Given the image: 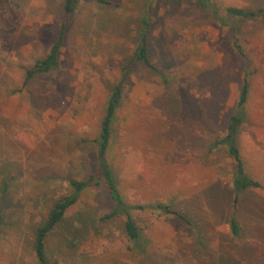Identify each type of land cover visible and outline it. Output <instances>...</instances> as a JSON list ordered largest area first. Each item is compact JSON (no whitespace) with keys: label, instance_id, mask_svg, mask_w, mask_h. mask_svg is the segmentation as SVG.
I'll list each match as a JSON object with an SVG mask.
<instances>
[{"label":"rangeland","instance_id":"1","mask_svg":"<svg viewBox=\"0 0 264 264\" xmlns=\"http://www.w3.org/2000/svg\"><path fill=\"white\" fill-rule=\"evenodd\" d=\"M258 10L264 0H210ZM65 0H0V264H38L33 239L53 201L97 168L106 98L150 23L152 61L126 83L107 159L133 211L129 241L105 188L85 192L47 239L49 264H264V20L223 26L195 0H80L60 69L26 81L65 19ZM244 55H240L235 45ZM250 83L237 134L245 172L260 183L236 194L223 137L244 77ZM236 214V215H235ZM237 217L241 238L233 239ZM187 219L188 221L186 222Z\"/></svg>","mask_w":264,"mask_h":264},{"label":"trees","instance_id":"2","mask_svg":"<svg viewBox=\"0 0 264 264\" xmlns=\"http://www.w3.org/2000/svg\"><path fill=\"white\" fill-rule=\"evenodd\" d=\"M103 2V0H100ZM204 10L211 12L223 26L230 25V18H241L246 20H264V8L258 10H247L243 8L228 7L225 9L226 16H222L220 9L210 0H195ZM80 0H65L64 15L65 19L60 26L57 40L53 43L49 53L42 59L37 60L34 65L26 71V81L34 77L57 72L60 69V53L64 45L66 34L69 28L70 20ZM142 32L139 43L130 62L124 64L121 68L120 80L106 98L104 117L101 121L99 134L95 140L97 146V168L85 180L72 179L69 181L71 192L63 195L53 201V204L47 214V217L36 227L33 239V251L38 264H49L47 255V239L49 235L63 223L65 216L70 208L75 206L81 196L92 189L105 188L115 203V207L107 218L116 216L122 217L124 223V233L129 241L138 242L141 238L140 228L133 217V211H145L152 209L161 212L167 216L175 215L183 219V216L172 211L169 206L158 203L156 205H131L119 191L117 181L111 164L107 159L112 140V128L116 120L125 95L126 83L129 76L136 70L138 64H142L150 71L159 75L163 79L167 78L165 71L159 68L151 59L149 46L150 23L147 18L142 19ZM240 55H244L242 48L235 45ZM250 96V83L245 76L239 93V99L235 113L229 119V125L223 137H219L211 146L210 150L219 146H226L229 155L235 164V173L231 180V187L236 194L235 203L239 202L242 192L249 188H259V182L250 178L244 168L243 160L237 146V134L241 124L245 121L246 105ZM236 215V214H235ZM186 222L188 221L185 219ZM189 222V221H188ZM231 236L233 239L241 238V227L236 216L230 221Z\"/></svg>","mask_w":264,"mask_h":264}]
</instances>
